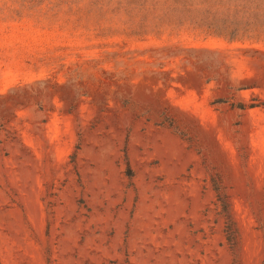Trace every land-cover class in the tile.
Returning <instances> with one entry per match:
<instances>
[{
	"label": "rangeland",
	"instance_id": "1",
	"mask_svg": "<svg viewBox=\"0 0 264 264\" xmlns=\"http://www.w3.org/2000/svg\"><path fill=\"white\" fill-rule=\"evenodd\" d=\"M0 264H264V0H0Z\"/></svg>",
	"mask_w": 264,
	"mask_h": 264
},
{
	"label": "trees",
	"instance_id": "2",
	"mask_svg": "<svg viewBox=\"0 0 264 264\" xmlns=\"http://www.w3.org/2000/svg\"><path fill=\"white\" fill-rule=\"evenodd\" d=\"M217 197L218 200L220 201V204L222 206V211L226 217V231H227V235H228V239L230 241V243L232 244V246H235L237 243V239H236V229L234 227V222L231 218V214H230V206L229 203L227 201V197L225 194H223L222 192H220V190L217 188Z\"/></svg>",
	"mask_w": 264,
	"mask_h": 264
}]
</instances>
